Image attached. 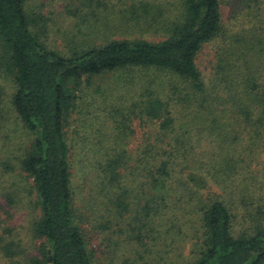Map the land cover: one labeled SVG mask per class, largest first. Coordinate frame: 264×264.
<instances>
[{
	"label": "trees",
	"instance_id": "1",
	"mask_svg": "<svg viewBox=\"0 0 264 264\" xmlns=\"http://www.w3.org/2000/svg\"><path fill=\"white\" fill-rule=\"evenodd\" d=\"M61 1L0 0V264H264V0Z\"/></svg>",
	"mask_w": 264,
	"mask_h": 264
},
{
	"label": "rangeland",
	"instance_id": "2",
	"mask_svg": "<svg viewBox=\"0 0 264 264\" xmlns=\"http://www.w3.org/2000/svg\"><path fill=\"white\" fill-rule=\"evenodd\" d=\"M41 1L46 4V7L42 8V10L47 12V15L51 16L52 19L58 20V21L63 23L64 19L61 18V16L59 15L61 7H62V1L61 0H36V2H34V4H38ZM33 8H34V13L39 12V10H40V6L33 7ZM225 8H226L225 19L227 20L228 15H229V9H227V7H225ZM71 22H72V20H71ZM56 39L58 40V44H60V49H63V42L58 38H56ZM52 42L53 41L51 40V42H49V43L51 44ZM200 64H201V66L205 72L206 60L205 61L200 60ZM110 78H113V76L108 75V76H103V77H96V78L92 79V85H90V86H92V88H89V90H88L87 88L84 87L83 91L81 89V96H82L83 100H80V108L78 111V115H75L71 118L72 119L71 122L73 124H72V127L69 131V134H68L69 138L74 137L73 136L74 130L77 126V124H75V122L81 116V109L84 108V110H85V108L87 107L86 106V102H88L87 100H89V104L95 105L96 109H98V106H100V103H102L104 101L103 97L100 94L96 93V89L98 87H100V88H102V91H103V89L108 88L110 82L113 81V79L110 80ZM0 86L2 87V93H3L2 102H4L3 104H1V106L4 107L6 111H8L7 114L3 115L4 118L6 119L7 123L3 122L2 127L0 126L1 128H3L2 131H0V158H2L4 156L3 152H5V145L7 146V141L5 140L7 138L5 136L6 134H8L10 132L17 133L18 135H13V142H15V143L17 141H22V142H25L27 145L28 141L25 138L26 135L24 133V130L22 128H20V129L17 128V124L15 123V119H14L15 115L12 112V110L9 109L10 97H11V94L13 92L12 84L9 81H7L4 77H0ZM98 114L105 116V113H102V112H99ZM19 138H20V140H19ZM99 244H100L99 241L94 242L95 247H98ZM191 244H192L191 242H187L185 249L183 251L185 256L188 255V253L190 251ZM100 256L103 260L104 259L107 260V256L103 252L100 254Z\"/></svg>",
	"mask_w": 264,
	"mask_h": 264
}]
</instances>
